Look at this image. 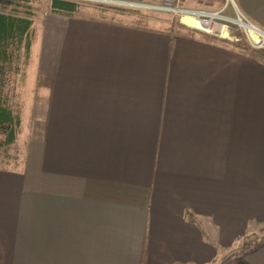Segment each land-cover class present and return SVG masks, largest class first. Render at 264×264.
<instances>
[{
	"label": "crops",
	"instance_id": "1",
	"mask_svg": "<svg viewBox=\"0 0 264 264\" xmlns=\"http://www.w3.org/2000/svg\"><path fill=\"white\" fill-rule=\"evenodd\" d=\"M234 2L264 33V0ZM78 10L38 40L50 132L0 166V264L212 263L264 224V61L171 21Z\"/></svg>",
	"mask_w": 264,
	"mask_h": 264
},
{
	"label": "rangeland",
	"instance_id": "2",
	"mask_svg": "<svg viewBox=\"0 0 264 264\" xmlns=\"http://www.w3.org/2000/svg\"><path fill=\"white\" fill-rule=\"evenodd\" d=\"M50 1L31 0L27 6L0 2V13L16 16L30 14L33 21V28L30 33L32 49L28 59H25L24 52L21 50L16 58L14 54L7 63H0V99L20 119L14 144L0 148V166H9L14 161H20L25 155V149L35 145V143L30 144V142L39 141L41 136L48 135L50 132V112L48 106H45L47 102H44L45 95L43 94L44 88L50 87L51 56L50 48L48 49L46 46V43H50V37L48 35V38L42 39L45 42L42 48L39 47L38 41L41 39L43 30L52 15L50 13ZM68 1L78 5L79 14L90 18L121 20L125 23L142 20L141 23H147L146 18H149L155 20L153 22L155 26H163L168 21L178 23L170 13L136 6L140 4L162 5L164 0H114V3L94 2L93 0ZM224 2L225 0H223V4ZM230 30L231 39L238 41L233 45H245L253 54L257 51H264V41L262 47H251L250 39L242 34L238 28L231 27ZM36 41L38 44L35 43ZM34 43L35 46L33 47ZM1 68H3L2 71ZM263 237V223L250 225L245 236L236 240L232 247H223L216 251L214 264H264V255L261 254L260 248L255 247Z\"/></svg>",
	"mask_w": 264,
	"mask_h": 264
},
{
	"label": "trees",
	"instance_id": "3",
	"mask_svg": "<svg viewBox=\"0 0 264 264\" xmlns=\"http://www.w3.org/2000/svg\"><path fill=\"white\" fill-rule=\"evenodd\" d=\"M0 2L27 6L31 0H0ZM77 10L78 5L75 2L68 0L50 1V13L52 14L66 17L72 16ZM30 16V14L16 16L0 13V63H7L14 54L16 58L21 50L24 52L25 59H28L31 45L30 28L32 26ZM254 55L264 61V51H257ZM19 126V116L6 107L0 99V148L14 144ZM186 218L189 222L197 224V219L193 214L187 212Z\"/></svg>",
	"mask_w": 264,
	"mask_h": 264
},
{
	"label": "built area",
	"instance_id": "4",
	"mask_svg": "<svg viewBox=\"0 0 264 264\" xmlns=\"http://www.w3.org/2000/svg\"><path fill=\"white\" fill-rule=\"evenodd\" d=\"M94 2L114 3V0H93ZM187 0H164L162 5H136L152 11L170 13L175 20L182 26L194 30L202 35L215 39L228 41L231 44L238 41L230 37L231 27H236L250 39L251 47H262L264 33L251 23V21L242 13L235 4L234 0H225L222 7L216 11L193 10L183 7ZM230 14V15H228ZM184 17L195 21V27H190L182 23ZM252 32L257 33V41L253 40ZM257 31V32H256ZM259 33V34H258Z\"/></svg>",
	"mask_w": 264,
	"mask_h": 264
},
{
	"label": "bare ground",
	"instance_id": "5",
	"mask_svg": "<svg viewBox=\"0 0 264 264\" xmlns=\"http://www.w3.org/2000/svg\"><path fill=\"white\" fill-rule=\"evenodd\" d=\"M182 23L185 24V25H188V26H190V27H195V21H194L193 19H191V18H188V17H184V18L182 19ZM256 32H257V31H256ZM251 34H252V36H253V40H254V41H257V38H256V36H257L256 34H257V33L251 31ZM254 34H255L256 36H255ZM258 34H259V33H258Z\"/></svg>",
	"mask_w": 264,
	"mask_h": 264
}]
</instances>
